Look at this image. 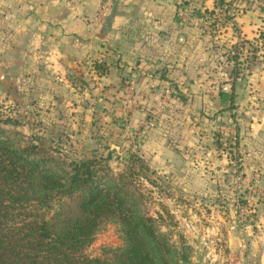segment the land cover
I'll return each mask as SVG.
<instances>
[{
  "label": "crops",
  "instance_id": "obj_1",
  "mask_svg": "<svg viewBox=\"0 0 264 264\" xmlns=\"http://www.w3.org/2000/svg\"><path fill=\"white\" fill-rule=\"evenodd\" d=\"M103 1L0 0V102L93 137L107 154L99 157L135 154L168 180L210 182L232 196L240 174L256 217L228 228L229 257L264 264V16L253 7L223 24L212 1L113 0L100 22ZM180 4L211 18L180 21ZM97 62L104 70L95 75ZM130 85L139 108L125 113Z\"/></svg>",
  "mask_w": 264,
  "mask_h": 264
},
{
  "label": "trees",
  "instance_id": "obj_2",
  "mask_svg": "<svg viewBox=\"0 0 264 264\" xmlns=\"http://www.w3.org/2000/svg\"><path fill=\"white\" fill-rule=\"evenodd\" d=\"M49 135L29 140L0 127V264H189L138 208L132 169H146L142 160L128 155L132 167L115 176V152L74 160ZM110 220L122 226L125 246L91 258L86 251Z\"/></svg>",
  "mask_w": 264,
  "mask_h": 264
},
{
  "label": "rangeland",
  "instance_id": "obj_3",
  "mask_svg": "<svg viewBox=\"0 0 264 264\" xmlns=\"http://www.w3.org/2000/svg\"><path fill=\"white\" fill-rule=\"evenodd\" d=\"M233 1V0H227ZM264 6V0H257ZM264 16V8H257ZM262 19V18H261ZM263 26L259 27L262 31ZM238 71L233 72L234 77H240ZM232 77L227 79L223 88L230 89L233 86ZM222 88V91H223ZM225 93V92H224ZM14 108L8 105L7 100L0 102V127L13 132L23 134L27 139L36 138L37 134L43 135V130L61 143L67 144L69 156L73 159L76 155L84 158L103 157L107 154L97 153L93 147L92 139L79 130H63L56 120L49 119L44 122L24 117V111L15 115ZM68 123L65 120L63 123ZM42 124V125H41ZM56 124V125H55ZM41 125V126H40ZM90 136V135H89ZM52 141L53 147L57 142ZM69 143V145H68ZM49 144V143H48ZM51 144V143H50ZM55 144V145H54ZM107 151V149H106ZM105 151V152H106ZM113 154L109 161V167L117 176L129 170L132 165L127 163L128 155L120 156ZM132 171L138 176L135 196L138 208L143 214L156 221L158 230L166 234L168 243L173 246L180 255L187 257L189 264H234L230 259L226 244V231L231 226H242L240 214L236 209L233 197L226 191L217 187L214 183L207 182H185L174 176L168 180L163 171L146 169H135ZM166 175V174H165ZM230 190V186L228 185ZM207 192V196L204 194ZM246 203V201H243ZM249 220L256 214H247ZM125 246V235L123 228L116 221L105 222L98 230L88 250L87 255L91 258H106L107 253L121 249Z\"/></svg>",
  "mask_w": 264,
  "mask_h": 264
},
{
  "label": "built area",
  "instance_id": "obj_4",
  "mask_svg": "<svg viewBox=\"0 0 264 264\" xmlns=\"http://www.w3.org/2000/svg\"><path fill=\"white\" fill-rule=\"evenodd\" d=\"M189 1H212L215 4L216 12L219 13V15L222 16L221 23L227 24L232 22V19L238 15L239 13H242L243 11L246 10H251V8H264L263 4H261L257 0H233V1H227V0H189ZM112 2L113 0H104L102 4L100 5L97 13H96V19L100 22L105 21L110 13L111 7H112ZM183 6L182 9H180L177 13V18L180 21L186 22L187 20L189 21H198L200 18H211V13H204L201 17H197L193 15V12H190L188 10L184 9V5L180 4ZM237 5V8L234 6ZM8 16L5 15L3 17V21H7ZM202 21V20H201ZM240 39V38H239ZM237 51L234 50L232 51L231 56H236ZM102 65V62H97L96 64H92L90 66V72L92 74L98 75V71L96 70L95 66H100ZM233 79V78H232ZM233 81V80H232ZM229 88L225 87L223 88V92H228ZM135 87L130 85L127 90L125 97L123 99V111L125 113H130L134 110H137L139 108V105L136 103L135 99ZM162 108L164 109H170L172 105V92L170 90L164 91V95L162 97ZM234 168L238 171V167L234 164ZM243 185H244V180L243 177L239 174L237 175V178L234 183V191L232 194L234 204L236 205V209L238 211V214H240L239 218H242L241 220L242 226H245L248 224V217L247 214H255V209L253 205H250L249 203H243L244 199L241 194V191L243 190ZM256 194V193H255ZM257 195L259 197V200L261 203H264V193H258ZM254 218L250 219L249 221L252 222Z\"/></svg>",
  "mask_w": 264,
  "mask_h": 264
},
{
  "label": "water",
  "instance_id": "obj_5",
  "mask_svg": "<svg viewBox=\"0 0 264 264\" xmlns=\"http://www.w3.org/2000/svg\"><path fill=\"white\" fill-rule=\"evenodd\" d=\"M114 148H116L115 146H114ZM116 150L118 151L119 149L118 148H116ZM235 264H239L238 262H236Z\"/></svg>",
  "mask_w": 264,
  "mask_h": 264
}]
</instances>
